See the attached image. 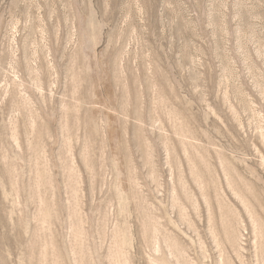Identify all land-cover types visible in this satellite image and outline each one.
I'll use <instances>...</instances> for the list:
<instances>
[{
	"label": "rangeland",
	"instance_id": "374dc122",
	"mask_svg": "<svg viewBox=\"0 0 264 264\" xmlns=\"http://www.w3.org/2000/svg\"><path fill=\"white\" fill-rule=\"evenodd\" d=\"M0 264H264V0H0Z\"/></svg>",
	"mask_w": 264,
	"mask_h": 264
}]
</instances>
